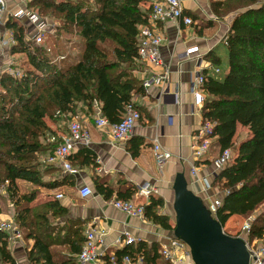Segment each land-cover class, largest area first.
<instances>
[{
    "label": "trees",
    "instance_id": "1",
    "mask_svg": "<svg viewBox=\"0 0 264 264\" xmlns=\"http://www.w3.org/2000/svg\"><path fill=\"white\" fill-rule=\"evenodd\" d=\"M27 7H36L39 14H48L56 21L55 38L68 34L80 38L82 50L76 63L62 66L66 57L51 59V49L25 40L26 28L20 21H6L5 27L14 32L16 40L9 54L24 56L26 68L21 77L3 73L0 78V186L8 182L6 193L14 207V222L22 240L33 241L27 252L30 264H76L74 256L84 242L83 228L65 231L63 242L71 255L64 257L51 247L57 229L54 223L65 217L66 209L56 200L31 207L40 190H54L68 181V177L62 182L43 181L47 170L41 169L46 167L39 156L55 148L47 143L54 133L45 119H59L57 113L65 118L76 116L78 105L91 116L95 104L110 124L122 119L125 106L142 91L133 72L138 28L147 24L149 12L143 10L141 0H31ZM210 8L218 18L236 14L222 40L227 50L223 76L203 73L202 119L214 125L211 138H216L220 152L234 148L238 125L249 133L213 182L223 191L214 217L223 228L232 216L248 218L264 207V0L211 1ZM215 55L210 51L207 58L218 67L220 58ZM20 182L33 189L20 191ZM95 190L107 200L113 194L102 182H95ZM136 191L127 187L116 199L128 201ZM162 204L151 195L144 205V218L172 231L168 218L157 213ZM3 238L0 234V261L15 264ZM248 240H259L264 246V214L251 223ZM114 255L141 256L142 264H165L157 243L128 245Z\"/></svg>",
    "mask_w": 264,
    "mask_h": 264
},
{
    "label": "crops",
    "instance_id": "2",
    "mask_svg": "<svg viewBox=\"0 0 264 264\" xmlns=\"http://www.w3.org/2000/svg\"><path fill=\"white\" fill-rule=\"evenodd\" d=\"M6 1L8 10L5 20H8L10 14L16 10L20 3H27L29 0ZM148 1L151 6L155 0H147L145 4L141 2L143 10L147 9ZM211 1L222 0H181L183 15L192 19V25H184L179 20L178 22L168 21L156 26V30L164 37V41L161 46L163 65L155 71L162 73L167 70V79L163 86H153L147 90L142 88L141 93L132 98L135 108L140 113V120L125 141L116 144L111 142L109 129L97 128L92 120L93 115L87 116L83 106L78 109L75 118H79L89 130L91 141L88 146H77L70 157V165L76 173L69 174L59 167L53 166L58 175L49 178V181L62 182L64 177H68L67 185H61L54 190H41L31 203V207H36L56 200L67 211L65 217L54 223L57 225V229L52 235L51 250L53 252L64 257L71 255L69 246L63 242L65 241L64 233L69 227H72L73 230L75 227L83 228V236L84 231L89 227L105 230L104 247L101 251L105 249L107 254L122 250L125 246L116 245V241L124 239L127 234L136 238L138 243L144 242L148 246L150 243H157L160 251L169 239L174 238L173 182L177 174L180 173H184L188 188L206 206L213 199L222 198V194L218 193L213 186L216 174L212 168V162L220 153L215 145L216 138H211L210 149L199 162L195 160L192 153V145L200 140L198 132L203 124L201 109H197L193 104L194 76L198 71L206 72V75L210 77L218 76L221 73L219 65L218 67L211 65L207 55L210 51H214L215 56L221 58L217 55L216 49L230 28V24L227 23L229 20L226 19V22L212 12ZM230 14L232 16L234 13ZM209 22L213 24L208 25ZM190 48H197V52L188 59L180 60L178 54ZM6 52L1 51L0 55L8 56ZM136 63L141 67L135 68L133 75L141 83L146 67L144 69V66L138 61ZM215 68L219 70L218 74L214 73ZM48 122L47 125L57 136L66 133V127L61 126L62 121H60V125L49 119ZM240 132H245L244 137L237 142ZM248 134L247 128L239 125L236 127L233 139L234 148L232 149L234 154L236 147L248 137ZM155 144L171 154L170 159L165 161L160 169L153 155ZM192 167L197 169L196 178L192 177L190 173ZM203 178L212 183V189L207 192L201 188V179ZM95 182H102L104 186L112 189L113 194L110 199L107 200L96 193ZM83 185L88 186L92 191L87 198H81L78 194ZM146 185L157 188L158 194L154 197L160 198L163 202L157 213L168 218L169 224L173 228L172 231L163 230L145 218L139 220L129 217L112 206L111 202L118 195L121 196L127 187L137 190ZM59 194L62 195V199H56ZM128 201L148 204V200L138 198L136 193ZM12 218L14 219V217ZM233 219L240 220L241 226L248 220H251V223L255 220L252 215L248 218L232 216L222 228L230 236L232 233L227 230L233 228L226 226ZM3 240L5 239L3 238ZM252 242H254V248H264L259 240ZM138 243L131 245L135 247ZM27 244L28 246H25L22 240L21 243H15L9 249L7 244L6 248L15 264H30L27 252L31 249L33 241L28 240ZM74 258L78 264L77 256L75 255ZM0 264L4 263L0 261ZM132 264L140 263L133 261Z\"/></svg>",
    "mask_w": 264,
    "mask_h": 264
},
{
    "label": "built area",
    "instance_id": "3",
    "mask_svg": "<svg viewBox=\"0 0 264 264\" xmlns=\"http://www.w3.org/2000/svg\"><path fill=\"white\" fill-rule=\"evenodd\" d=\"M7 1L0 0V52L9 51L10 48L16 45L14 32L5 27L7 21ZM9 15V14H8ZM9 17L20 21L25 28V40L31 42L35 46H41L46 35L51 31L48 24L38 13L33 12L27 7V3H20L16 10L10 14ZM181 22L184 25H192L193 21L190 17L183 15V8L181 0H155L151 6L147 16V24L141 25L138 28L137 36V61L146 67L143 72L144 76L141 79V85L144 90L153 86L161 87L167 79L168 71L158 73L155 70L162 67L161 46L164 37L156 30V26L164 24L168 21ZM30 28V29H29ZM197 52V48H190L183 53L178 54L180 60L188 59L191 55ZM207 67H210L207 65ZM11 77H21L22 71L19 69L6 70ZM217 74L218 69H214ZM205 76L203 72L198 71L194 76L193 82V104L197 109H202L205 94L203 85ZM57 117L65 118L57 113ZM68 117V116H67ZM94 125L97 128H108L111 142L118 143L125 141L131 134L133 128L140 120V113L135 108L133 101L128 103L123 111L122 119L115 124H110L109 121L103 117L100 108L97 104L94 105V114L92 116ZM62 126L66 127V133L61 136L52 134L47 138V143L54 144L55 148L52 153L47 154L43 158V162L49 166H56L69 174H75L76 171L70 165V157L72 156L77 146H88L91 141L89 130L83 125L79 118L68 117L62 121ZM214 125L209 121H204L198 132V142L192 145V153L197 162H199L209 151L211 146V136ZM153 155L158 168H162L165 161L170 159L171 154L164 151L159 145L155 144L153 147ZM233 158L232 150H224L219 153L217 158L212 162L214 173H219ZM192 177H197L196 167L190 170ZM8 182L0 186V192H6ZM201 188L204 192L212 189V183L206 179H201ZM92 191L88 186H82L78 194L81 198H87ZM156 187L146 185L140 187L136 191V195L140 199L148 200L151 195H157ZM56 199H62V195L56 196ZM112 206L122 212L123 214L137 218L144 219V205L135 203L133 201H123L115 199L111 202ZM221 206V199L215 198L208 205L207 209L211 216L215 217L218 208ZM251 228V220L246 221L240 230V237L244 240L246 248L249 252V264H264L263 255L264 248H254V242L248 240V234ZM0 234L4 236L5 241L9 247L15 243H21L22 236L17 224L14 220L9 219L0 214ZM106 231L98 228H87L84 231V242L77 255L78 264H132L133 261L142 262V257L137 256L135 259L129 255H124L117 258L114 253L107 254L101 249L104 247V237ZM139 241L130 236L125 235L124 239H118L116 245L128 246L136 244ZM159 254L165 264H194L188 246L178 238H171L166 245L160 249Z\"/></svg>",
    "mask_w": 264,
    "mask_h": 264
},
{
    "label": "water",
    "instance_id": "4",
    "mask_svg": "<svg viewBox=\"0 0 264 264\" xmlns=\"http://www.w3.org/2000/svg\"><path fill=\"white\" fill-rule=\"evenodd\" d=\"M173 192V237L188 246L194 264H249L244 240L223 231L204 202L188 188L184 173L177 174Z\"/></svg>",
    "mask_w": 264,
    "mask_h": 264
},
{
    "label": "rangeland",
    "instance_id": "5",
    "mask_svg": "<svg viewBox=\"0 0 264 264\" xmlns=\"http://www.w3.org/2000/svg\"><path fill=\"white\" fill-rule=\"evenodd\" d=\"M29 1H31V0H29ZM141 2H143L145 4V2H147V0H141ZM149 5L150 4L148 1V5H146L147 9H144V11L149 12V10H150ZM32 11L38 13L36 7L34 9H32ZM234 14H236V13H234ZM230 15L231 14H229V15L221 18V19L226 21V22H227V20H229L227 23L230 24L231 20H232V16H230ZM39 16L45 20V22L48 24V27L51 30L49 32V34L46 35V37L43 41V44L41 45L42 48L47 50V51L51 49V54H50L51 59L55 58L58 61V60H62L61 58L66 57L67 59L63 63H61L62 66H65L67 64L76 63L78 60V57L80 55V52L82 50L81 39L78 37H75L73 35H70V34L62 35L61 37L55 38L53 32H54V29L56 27V21L54 19H52L51 17H49L48 14L40 13ZM8 19H11V17H8ZM216 52H217V55H219L221 57L220 58V64H219L221 73L218 75L219 77H221V76H223L224 71L226 70V66H227V50H226V47L224 46L223 43L219 44V46L216 49ZM6 54H8L9 57L6 55H3V54L0 55V78H1L3 73L7 72L6 70H8V69H19L20 71H24V69L26 68L24 66V61H25L24 56H22V55L11 56L9 54V51H7ZM61 55H63V57ZM223 59H224V61H223ZM140 67H141V65H139L138 63H135V68L139 69ZM133 77H134V75H133ZM80 106L81 105L77 106V108L75 110V114H78L77 112L79 111L78 109L80 108ZM71 114L73 115V113H71ZM71 117H75V116H71ZM48 119L51 120V122H54L55 124L60 125V123H61L60 121H64V120L68 119V117H66L65 119L64 118L55 119L54 116L51 118H47L45 121L46 125H47V123H49ZM244 133L245 132H240V134L237 138V142L244 137ZM233 155H234V153H233ZM45 156H47V154L39 156V161L44 167H46V168L41 167V169L47 170V171H44L43 181L48 182L49 178L57 176L58 173H56L55 170L51 166L49 167V165H47L43 162V158ZM18 185H19L20 191H22V190L30 191L33 189L29 184H27L25 182H20V183H18ZM214 188L217 190L218 193L223 195V191H222L219 184L215 185ZM13 210H14V207L12 206V204H10L8 194L6 192H0V212H1L0 214L9 218V219L14 220L12 218V217H14V211ZM261 214H264V207L259 209L254 215H252V217L256 218L257 216H259ZM240 226H241V221L238 219H233L227 223L226 227L233 228V229L228 228L229 230H227L230 233H232L231 234L232 237H240V230H241ZM24 243H25V246H28L27 241L24 240ZM56 250L60 251L59 249H56Z\"/></svg>",
    "mask_w": 264,
    "mask_h": 264
}]
</instances>
